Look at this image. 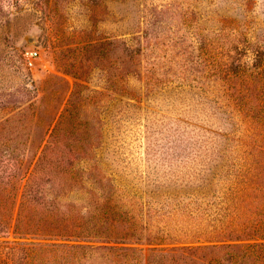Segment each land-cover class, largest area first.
Segmentation results:
<instances>
[{"label": "rangeland", "instance_id": "1", "mask_svg": "<svg viewBox=\"0 0 264 264\" xmlns=\"http://www.w3.org/2000/svg\"><path fill=\"white\" fill-rule=\"evenodd\" d=\"M0 177V264H264V0H0Z\"/></svg>", "mask_w": 264, "mask_h": 264}, {"label": "trees", "instance_id": "2", "mask_svg": "<svg viewBox=\"0 0 264 264\" xmlns=\"http://www.w3.org/2000/svg\"><path fill=\"white\" fill-rule=\"evenodd\" d=\"M22 179H24V177H0V188L2 189V190H7L8 189V186H10L11 187V190H12V188H14V189H16V184L14 185V183H16L17 181H20V180H22ZM29 180L30 179H28V181L26 182V184H25V189L29 186ZM12 185H14L13 187H12ZM2 224V221H0V225ZM6 226H10V225H7V223L6 224H3V225H1L0 226V230H3L2 228H5ZM231 227V226H230ZM229 227H227L226 229H228ZM4 243V242H3ZM7 243V242H6ZM255 247H257V246H254V248ZM261 247V246H260ZM74 249H79V248H82V246H78V247H73ZM6 255L8 256V259L9 260H11V259H13V257L17 254V252H18V250H20V248H17V247H15V246H6ZM193 249H195V248H182V250H184V251H192ZM23 250H25V251H30V249L29 248H23ZM259 254H258V257L259 256H262V253L261 252H258ZM30 254H31V252H28V253H26V258H29V256H30ZM8 260V261H9Z\"/></svg>", "mask_w": 264, "mask_h": 264}, {"label": "built area", "instance_id": "3", "mask_svg": "<svg viewBox=\"0 0 264 264\" xmlns=\"http://www.w3.org/2000/svg\"><path fill=\"white\" fill-rule=\"evenodd\" d=\"M34 55L36 54V53H33ZM30 64L32 65L33 64V61H30Z\"/></svg>", "mask_w": 264, "mask_h": 264}]
</instances>
